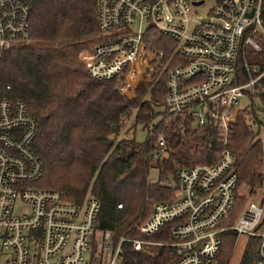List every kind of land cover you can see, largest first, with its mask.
Segmentation results:
<instances>
[{
    "label": "built area",
    "instance_id": "1",
    "mask_svg": "<svg viewBox=\"0 0 264 264\" xmlns=\"http://www.w3.org/2000/svg\"><path fill=\"white\" fill-rule=\"evenodd\" d=\"M262 1L96 0L102 42L81 56L82 64L91 78L115 81L117 94L133 99L142 84L154 83L168 66L165 53L148 48L147 33L155 30L175 40L186 63L168 71L164 108L190 117L195 127H220L227 145L240 98L264 77V71L246 63L249 82L232 84L240 50H261L255 37L264 35ZM207 3L214 4L211 19L202 20L198 9ZM31 14L28 2L0 0V50L31 43ZM156 123L148 124L147 139ZM38 134V121L25 101L0 98V255L10 264H122L124 243L135 251L145 246L175 249L169 264H218L222 235L228 231L260 238L258 264H264L263 205L248 202L234 224H227L238 185L236 156L227 148L214 165L178 170V199L154 206L139 227L143 238L122 237L114 246L111 233L105 232L94 257L100 202L89 196L81 204L71 203L62 193L38 186L44 173L34 149ZM132 144L131 150L144 157L145 150ZM160 145H165L163 138ZM21 208L26 210L18 212ZM171 224V242L149 239Z\"/></svg>",
    "mask_w": 264,
    "mask_h": 264
},
{
    "label": "trees",
    "instance_id": "2",
    "mask_svg": "<svg viewBox=\"0 0 264 264\" xmlns=\"http://www.w3.org/2000/svg\"><path fill=\"white\" fill-rule=\"evenodd\" d=\"M22 1L32 6V41L0 50V98L25 101L38 121L34 149L44 171L38 186L62 193L71 203L81 204L89 196L100 202L93 256L99 252V237L105 232L111 233L114 246L122 237L143 238L139 227L152 215L154 206L178 199V170L214 165L225 148L236 156L238 185L227 223L234 224L249 197L264 188L263 144L249 123L252 120L253 125L264 127V77L253 91H247L252 112L239 110L224 145L220 127L212 123L195 127L190 117L164 108L168 71L186 63L175 40L155 30L147 33L148 48L165 52L168 66L153 84L141 86L134 99L122 98L115 91V81L91 78L80 62L83 51L102 42L96 0ZM261 19L264 28V0ZM255 41L261 50L252 46L240 50L233 85L249 82L246 63L252 70L264 71V35L257 34ZM122 120L126 121L124 127L134 122L135 128L144 130L157 122L144 143L134 141V147L141 146L146 154L130 170L120 169L123 140L117 127ZM156 153L164 155L156 159ZM154 167L159 171L157 181L149 179ZM173 227L168 225L149 239L171 242ZM239 238L234 231L222 235L218 264H230ZM261 241L247 238L240 264H258ZM122 250V264H169L175 258V249L168 247L145 246L135 251L132 244L124 243Z\"/></svg>",
    "mask_w": 264,
    "mask_h": 264
},
{
    "label": "rangeland",
    "instance_id": "3",
    "mask_svg": "<svg viewBox=\"0 0 264 264\" xmlns=\"http://www.w3.org/2000/svg\"><path fill=\"white\" fill-rule=\"evenodd\" d=\"M213 6H214V4L207 3L203 8L198 9V12H199L198 17L200 19H202V20L203 19L210 20L211 17H209L208 12ZM87 51L88 50H85V51H83L80 54V62L81 63H82L81 56ZM156 52H158V51H156ZM163 53H165V52H163ZM150 79H151V77H150ZM149 84H153V83H145V84H142L141 86L149 85ZM242 85H244V84H242ZM117 86L118 85L115 83V91H116V93H117ZM253 89L254 88H250L248 90L253 91ZM248 90L247 89L245 90L247 96L244 95L242 98H240V101H239V104H238V108L240 110H244L245 109L244 111L252 112V109L250 108V104H251L250 96H248V94H247ZM138 91H139V89H138ZM254 93L255 92H253L252 94H254ZM136 96H137V94H136ZM254 101H255V104L257 106H260V103H259L258 100H254ZM247 120L249 121L250 117H247ZM125 123H126V121L122 120L121 123L119 124V126L117 127L119 133H121L122 140H123V145L121 146L120 155L122 156L124 162H123L122 166H120V169H122V170H130L133 167V165L138 161V157L139 156L136 154V152L131 150L132 147L129 144L133 143L132 145H134V141H138V143H144L146 141V139H147V132H146V129L144 130L140 126L135 128L134 122L130 125V127H124ZM249 123L252 125L251 126L252 130L255 133L256 132L259 133V138L262 140L263 149H264V127L259 128L256 125H253L252 120H250ZM126 137L130 138L129 142L127 141ZM127 152H129V153H127ZM130 152H131L132 155H129ZM125 155H129V158H125ZM262 173L264 174V165H263V168H262ZM158 178H159L158 169H156L155 167L151 168L150 173H149V179L151 181H157ZM250 201H255V202L259 203L260 205H263V207H264V188L258 189L257 190V194H255L252 197H249L248 202H250ZM25 210H26L25 208H21V209L18 210V212H22V211H25ZM242 212L238 215V217L242 214ZM100 237H99V239H100ZM246 243H247V237L246 236H240V238H239V240H238V242L236 244L237 247H235L234 254L232 256L230 264H240L241 258H242V255H243V252H244V249H245V246H246ZM88 260H89V253L85 254V257H84V261L85 262H87ZM0 264H10V262L8 261V258L6 257V255H0Z\"/></svg>",
    "mask_w": 264,
    "mask_h": 264
},
{
    "label": "water",
    "instance_id": "4",
    "mask_svg": "<svg viewBox=\"0 0 264 264\" xmlns=\"http://www.w3.org/2000/svg\"><path fill=\"white\" fill-rule=\"evenodd\" d=\"M249 17L252 18V17H253V13H251V14L249 15Z\"/></svg>",
    "mask_w": 264,
    "mask_h": 264
}]
</instances>
